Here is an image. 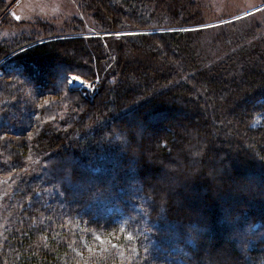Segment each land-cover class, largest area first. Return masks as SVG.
I'll return each mask as SVG.
<instances>
[{
    "label": "trees",
    "instance_id": "obj_1",
    "mask_svg": "<svg viewBox=\"0 0 264 264\" xmlns=\"http://www.w3.org/2000/svg\"><path fill=\"white\" fill-rule=\"evenodd\" d=\"M6 7L0 113L35 115L0 135V264L264 263L258 24L192 28L196 0H78L59 27Z\"/></svg>",
    "mask_w": 264,
    "mask_h": 264
},
{
    "label": "rangeland",
    "instance_id": "obj_2",
    "mask_svg": "<svg viewBox=\"0 0 264 264\" xmlns=\"http://www.w3.org/2000/svg\"><path fill=\"white\" fill-rule=\"evenodd\" d=\"M201 7L203 22L192 28L219 27L230 24L235 29L234 33H241L242 37L247 38L249 32L258 24V34L260 30L264 33V0H196ZM78 0H6V8L11 12L14 19L18 21H32L35 19L49 20V22L58 23L72 18L76 12ZM258 27V26H257ZM239 30V31H236ZM242 31V32H240ZM216 33V32H214ZM86 34V33H82ZM112 34V33H110ZM211 32L205 33L209 38ZM206 37L205 42L208 40ZM217 49V50H216ZM218 49H210L211 56L218 53ZM73 76V75H72ZM77 76V75H76ZM69 77V76H68ZM78 77V76H77ZM68 80V78H67ZM85 88H89V83L83 80ZM24 99L25 96H23ZM17 112L5 116L0 113V135L11 139H17L19 134L29 125L28 119L35 115L34 106L27 105V101L22 100ZM262 117L259 115L253 121V125H259ZM10 177L0 178V238L3 230L8 225L10 216H6V203L4 199L8 198V179ZM116 219L123 226L124 216L121 211L115 213ZM180 264H184L183 261ZM264 264V263H263Z\"/></svg>",
    "mask_w": 264,
    "mask_h": 264
},
{
    "label": "water",
    "instance_id": "obj_3",
    "mask_svg": "<svg viewBox=\"0 0 264 264\" xmlns=\"http://www.w3.org/2000/svg\"><path fill=\"white\" fill-rule=\"evenodd\" d=\"M136 31H134L133 33H135ZM143 32H145V31H143ZM147 32H154V31H151V30H148Z\"/></svg>",
    "mask_w": 264,
    "mask_h": 264
},
{
    "label": "bare ground",
    "instance_id": "obj_4",
    "mask_svg": "<svg viewBox=\"0 0 264 264\" xmlns=\"http://www.w3.org/2000/svg\"><path fill=\"white\" fill-rule=\"evenodd\" d=\"M74 79H77V78L74 77Z\"/></svg>",
    "mask_w": 264,
    "mask_h": 264
},
{
    "label": "built area",
    "instance_id": "obj_5",
    "mask_svg": "<svg viewBox=\"0 0 264 264\" xmlns=\"http://www.w3.org/2000/svg\"><path fill=\"white\" fill-rule=\"evenodd\" d=\"M69 82H70V80H69Z\"/></svg>",
    "mask_w": 264,
    "mask_h": 264
}]
</instances>
